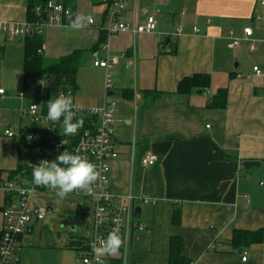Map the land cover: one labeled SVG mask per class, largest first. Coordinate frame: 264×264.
<instances>
[{"label":"crops","instance_id":"obj_1","mask_svg":"<svg viewBox=\"0 0 264 264\" xmlns=\"http://www.w3.org/2000/svg\"><path fill=\"white\" fill-rule=\"evenodd\" d=\"M263 0H131L124 21L138 24L153 14L152 35L109 36L106 7L99 0H75L77 13L94 25L73 29L44 23L43 56L56 61L84 53L77 74L75 102L80 106L118 104L116 142L120 152L111 175L115 196H146L141 219L151 233L135 232L125 264H169L173 238L184 242L191 264H264V244L238 249L237 231H264V5ZM56 5L65 0H50ZM28 0H0V24L26 28ZM253 29L257 49L245 42L228 49L233 31ZM198 29V33L195 29ZM178 29L182 34L177 36ZM25 36L0 31V171L24 170L28 155L5 136L32 126L31 100L21 97L25 77ZM120 58L114 89L106 91L107 71L97 60ZM259 67L262 75L254 72ZM209 77L202 91L179 93L185 79ZM226 107L212 108L219 93ZM118 96V98H117ZM158 157L144 168L148 154ZM259 166L245 169L244 163ZM19 176V175H17ZM8 179L4 174L2 181ZM2 202L0 204V208ZM41 225V224H40ZM37 225V226H40ZM35 226L23 236L17 264H78L79 241L46 249ZM2 215L0 209V230ZM248 253L243 262V253ZM53 258H52V256ZM120 255L115 261H120Z\"/></svg>","mask_w":264,"mask_h":264},{"label":"built area","instance_id":"obj_2","mask_svg":"<svg viewBox=\"0 0 264 264\" xmlns=\"http://www.w3.org/2000/svg\"><path fill=\"white\" fill-rule=\"evenodd\" d=\"M106 7L109 27L106 33L109 36L122 33H131L133 36L152 35L157 32L158 23L155 15L151 14L142 24L134 20L132 23L124 21V15L129 9L131 0H99ZM264 5V0L262 1ZM47 20L58 25L69 23L72 12L63 5L49 2L47 5ZM95 24V19L90 25ZM44 24L38 29L39 35H43ZM0 31L9 37L33 36L31 26L26 28H14L6 24H0ZM198 33V29H195ZM182 34L178 29L176 35ZM253 29L248 27L243 30L241 36L233 31L227 37L228 49H239L243 43H251V50L255 51L257 42L253 39ZM44 49V48H43ZM120 64V58H108L97 60L94 67L107 71L106 91L114 89V78L116 69ZM254 72L261 76L263 73L259 67H254ZM51 82L50 78L43 79L40 84L44 87ZM5 90H0V95H5ZM71 96L76 108L77 118H83V127L78 129L74 135L63 134L62 121L52 122L46 119L41 101L33 100L27 109L26 117L32 126L28 133L17 134L12 130L5 131V136L15 140L18 149L28 155L23 173L13 179L0 182V202L2 215V228L0 230V264H17L23 236L35 226L43 224L50 217L57 204L73 202L80 205L82 210L90 211L92 224L89 227L90 235L81 238L82 245L76 249L78 264H112L115 256L120 255L122 264L126 263L127 251L135 232L151 233L147 224L136 214V208L142 205L152 204L153 201L146 197H137L132 194L127 196H115L111 188V175L114 163L119 159L120 152L116 142L115 133L118 124V104L115 101L106 102L100 106H80L75 102V93L72 91H61L58 95ZM21 97L25 98L22 93ZM36 105V107H33ZM43 137H46L44 141ZM65 144H62L61 141ZM68 151L80 154L96 165L101 179L92 185L90 191H75L65 199L60 200L55 191L44 187L33 185L32 169L42 160L53 161L56 157ZM158 157L152 153L148 154L142 161L144 168H150L157 164ZM119 227L120 234L124 240L119 252L112 256H96L92 248L97 244L99 238H106L110 231ZM8 250V255L3 250ZM248 253H243V262H247Z\"/></svg>","mask_w":264,"mask_h":264},{"label":"trees","instance_id":"obj_3","mask_svg":"<svg viewBox=\"0 0 264 264\" xmlns=\"http://www.w3.org/2000/svg\"><path fill=\"white\" fill-rule=\"evenodd\" d=\"M50 0H28L27 20L31 26L33 36L25 39V77L23 94L31 101H41L44 113L47 115V102L58 96L61 91L77 90V74L81 67L84 53L76 52L71 56L61 58L56 61H47L43 56L44 37L39 35L38 29L45 23L44 14L47 12V5ZM63 6L66 9H73L75 0H65ZM50 78L51 82L47 86H42L40 82ZM52 78L55 81L52 82ZM209 85V77L198 75L190 79H185L179 86V93H186L193 90L202 91L203 87ZM226 93L221 92L215 97L211 104L212 108L223 109L226 107ZM28 133V129L23 134ZM23 173L22 167L16 172L0 171V182L4 174L8 179H13ZM234 245L238 249L247 248L252 244H264V231L248 232L237 231L234 234ZM83 241L79 242L82 245ZM184 242L180 238H173L169 249V264H191L184 256ZM112 264H121L114 261Z\"/></svg>","mask_w":264,"mask_h":264},{"label":"clouds","instance_id":"obj_4","mask_svg":"<svg viewBox=\"0 0 264 264\" xmlns=\"http://www.w3.org/2000/svg\"><path fill=\"white\" fill-rule=\"evenodd\" d=\"M93 22L91 16L77 13L71 19L73 29H83ZM36 107V105H33ZM76 108L71 96L58 95L47 102L46 119L52 122H61L65 136L74 135L83 127V118H77ZM62 144L65 142L62 140ZM33 185L55 191L56 196L63 200L75 191H90L93 184L101 179L96 165L80 154H73L67 150L60 153L55 160H42L32 169ZM124 240L119 227L109 232L106 238H99L93 246L92 252L96 256H112L119 252ZM7 256L8 250H3Z\"/></svg>","mask_w":264,"mask_h":264},{"label":"rangeland","instance_id":"obj_5","mask_svg":"<svg viewBox=\"0 0 264 264\" xmlns=\"http://www.w3.org/2000/svg\"><path fill=\"white\" fill-rule=\"evenodd\" d=\"M91 224V212L83 211L80 205L73 202L57 204L47 221L36 228L38 232H41L40 228L44 226L43 234L38 240L39 247L46 249L48 246L55 245L56 248L65 249L64 247L69 245V240L79 241L81 238L88 237ZM74 227L76 230H73Z\"/></svg>","mask_w":264,"mask_h":264},{"label":"water","instance_id":"obj_6","mask_svg":"<svg viewBox=\"0 0 264 264\" xmlns=\"http://www.w3.org/2000/svg\"><path fill=\"white\" fill-rule=\"evenodd\" d=\"M46 20H47V13L44 14V21H46ZM54 81H55V78H52V82H54ZM43 139H44V141H46V137H43ZM243 166H244L245 169L248 170L250 168L259 166V164L258 163H255V162H246V163H244ZM136 214L139 217H141V208L140 207L136 208ZM73 230H76V228L74 227Z\"/></svg>","mask_w":264,"mask_h":264}]
</instances>
